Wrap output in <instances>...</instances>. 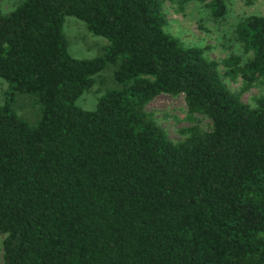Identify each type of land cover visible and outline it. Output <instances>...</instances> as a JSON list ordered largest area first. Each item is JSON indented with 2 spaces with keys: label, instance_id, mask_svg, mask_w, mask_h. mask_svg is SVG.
<instances>
[{
  "label": "trees",
  "instance_id": "1",
  "mask_svg": "<svg viewBox=\"0 0 264 264\" xmlns=\"http://www.w3.org/2000/svg\"><path fill=\"white\" fill-rule=\"evenodd\" d=\"M182 1L0 10L1 264H264V16L234 27L245 59L217 61L165 30L163 4ZM207 7L226 13L224 0ZM65 16L106 40L101 55H69ZM108 65L114 87L77 106ZM254 85L250 106L239 93ZM20 94L37 106L33 123L12 106ZM159 94H182L210 128L168 139L145 110Z\"/></svg>",
  "mask_w": 264,
  "mask_h": 264
},
{
  "label": "rangeland",
  "instance_id": "2",
  "mask_svg": "<svg viewBox=\"0 0 264 264\" xmlns=\"http://www.w3.org/2000/svg\"><path fill=\"white\" fill-rule=\"evenodd\" d=\"M20 1L0 0L1 12L10 11ZM208 2L209 0H183L178 4L165 2L162 8L166 19L165 30L177 37L184 45L203 48L204 55L209 59L219 61L230 54L240 55L245 59L246 56L234 39V27L247 15L264 16V0H224L226 13L217 19H213L210 15ZM61 32L66 42L67 52L76 59H90L99 56L106 45V40L102 36L90 33L84 23L73 16L64 17ZM111 71L112 67L109 65L101 70L95 76L96 80L100 78L101 84L95 81L92 87L77 98L75 104L83 109H91L97 97L104 90L114 87L111 81ZM223 80L231 91H238V82H230L225 78ZM6 87V83L0 79V103L4 100L3 92ZM261 93V87L254 85L239 93V98L242 102L253 106L254 98ZM12 106L26 121L34 122L37 106L29 95L15 96ZM145 110L153 115L157 125L172 141L182 138L180 134L182 128L191 125H197L203 130L210 128V120L207 117L197 113L187 115L182 94H159L145 104ZM2 237L3 235L0 234V264Z\"/></svg>",
  "mask_w": 264,
  "mask_h": 264
}]
</instances>
